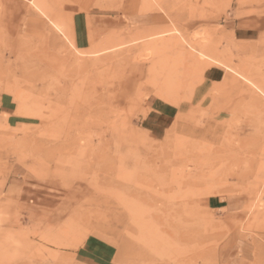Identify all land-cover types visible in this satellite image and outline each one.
<instances>
[{
	"label": "rangeland",
	"instance_id": "1",
	"mask_svg": "<svg viewBox=\"0 0 264 264\" xmlns=\"http://www.w3.org/2000/svg\"><path fill=\"white\" fill-rule=\"evenodd\" d=\"M0 264H264V0H0Z\"/></svg>",
	"mask_w": 264,
	"mask_h": 264
},
{
	"label": "crops",
	"instance_id": "2",
	"mask_svg": "<svg viewBox=\"0 0 264 264\" xmlns=\"http://www.w3.org/2000/svg\"><path fill=\"white\" fill-rule=\"evenodd\" d=\"M101 16L97 14L94 16L93 12H90L89 15L87 14L85 16V21L86 22L89 21L91 23V26L95 28L96 27L95 24H99L101 20L103 21L105 20ZM51 187H56V181H46V182L37 181L35 182L34 187L32 188L33 190L31 189V186L29 185L27 188L23 187L21 190L20 196L24 197L22 192L27 193L28 195L26 194L25 199H30L31 205L37 206V208H40L42 210H49L51 207L55 206L56 201H57L56 193L51 190ZM102 241H103V238L100 235L99 236L96 235V236H93L91 243H95V245H97L99 242H102Z\"/></svg>",
	"mask_w": 264,
	"mask_h": 264
},
{
	"label": "bare ground",
	"instance_id": "3",
	"mask_svg": "<svg viewBox=\"0 0 264 264\" xmlns=\"http://www.w3.org/2000/svg\"><path fill=\"white\" fill-rule=\"evenodd\" d=\"M27 127V126H26ZM189 159H187V161H188Z\"/></svg>",
	"mask_w": 264,
	"mask_h": 264
}]
</instances>
